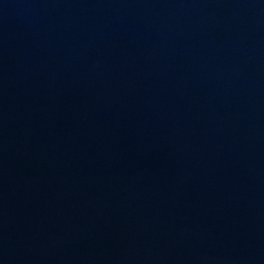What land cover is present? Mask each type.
<instances>
[{
    "label": "water",
    "instance_id": "95a60500",
    "mask_svg": "<svg viewBox=\"0 0 264 264\" xmlns=\"http://www.w3.org/2000/svg\"><path fill=\"white\" fill-rule=\"evenodd\" d=\"M0 264H264V0H0Z\"/></svg>",
    "mask_w": 264,
    "mask_h": 264
}]
</instances>
